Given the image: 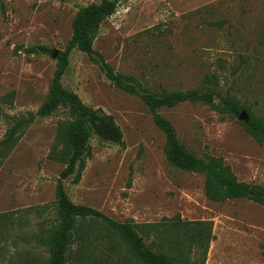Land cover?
Instances as JSON below:
<instances>
[{
    "label": "rangeland",
    "instance_id": "obj_1",
    "mask_svg": "<svg viewBox=\"0 0 264 264\" xmlns=\"http://www.w3.org/2000/svg\"><path fill=\"white\" fill-rule=\"evenodd\" d=\"M102 0H0V141L14 120L50 102L56 58L64 52L79 9ZM44 46L50 55L25 49ZM115 74L134 78L151 95L199 91L214 103L229 99L239 118L203 103H182L158 114L185 151L221 159L236 181L264 188V141L244 128L248 111L264 122V0H124L100 27L93 44ZM64 89L111 116L122 146L90 140L81 181H61L68 200L111 221L136 226L210 223L202 264H264V207L246 200L211 202L205 177L172 168L165 138L135 96L116 89L98 66L72 51ZM67 110L36 117L15 143L0 149V264H46L37 242L57 220L56 189L67 157L58 131ZM81 224V225H80ZM68 264H101L105 228L81 222ZM78 237V238H79ZM193 251L191 259L198 258Z\"/></svg>",
    "mask_w": 264,
    "mask_h": 264
},
{
    "label": "trees",
    "instance_id": "obj_2",
    "mask_svg": "<svg viewBox=\"0 0 264 264\" xmlns=\"http://www.w3.org/2000/svg\"><path fill=\"white\" fill-rule=\"evenodd\" d=\"M122 1L102 0L99 4L79 9L72 22L71 38L64 52L56 58V70L48 91L50 102L45 103L35 115L14 120L0 141V149L11 147L21 131L33 123L36 117L46 118L59 109L67 110L71 123L61 126L58 131V141L67 159L56 189L57 220L50 230L39 234L37 240L40 246L49 250L46 264H68L71 261L74 245L78 239L81 240L78 234L80 223L86 220L105 228V237H95L97 241H107L104 242L106 246L101 264H202L212 240L210 223H180L179 218L174 217L167 220L166 224H118L94 209L72 204L60 183L69 180L75 186L81 181L82 172L91 155L92 138L112 146L123 144V134L111 116L85 106L74 93L62 87L61 80L67 70L70 54L75 50L98 66L112 86L142 101L155 127L165 138L167 163L181 172L203 175L204 193L209 201L219 203L246 200L264 207V188L237 182L221 159L203 160L187 153L178 141L172 125L158 114L160 109H171L182 103H203L212 110H221L239 118L243 112L241 107L229 99L215 104L211 93L199 91L151 95L134 78L115 74L103 57L94 51L93 44L101 25L115 14ZM24 51L29 55L51 54L50 49L44 46L30 47ZM244 114L247 118L244 125L247 133L258 142L264 141V122L255 119L248 111ZM193 251L199 259H191Z\"/></svg>",
    "mask_w": 264,
    "mask_h": 264
},
{
    "label": "water",
    "instance_id": "obj_3",
    "mask_svg": "<svg viewBox=\"0 0 264 264\" xmlns=\"http://www.w3.org/2000/svg\"><path fill=\"white\" fill-rule=\"evenodd\" d=\"M242 115H243V113H242Z\"/></svg>",
    "mask_w": 264,
    "mask_h": 264
}]
</instances>
